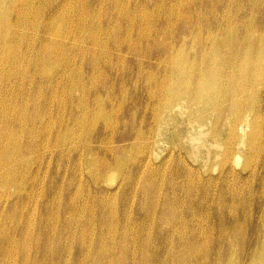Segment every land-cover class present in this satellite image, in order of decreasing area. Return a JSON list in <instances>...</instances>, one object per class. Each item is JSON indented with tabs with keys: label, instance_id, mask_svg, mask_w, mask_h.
<instances>
[{
	"label": "bare ground",
	"instance_id": "obj_1",
	"mask_svg": "<svg viewBox=\"0 0 264 264\" xmlns=\"http://www.w3.org/2000/svg\"><path fill=\"white\" fill-rule=\"evenodd\" d=\"M150 2L151 12L146 0H0V264H234L226 257L237 247L249 264H264V228L255 242L240 235L242 226L260 231L251 224L252 187L245 193L249 181L227 169L240 158L248 163L262 156L263 116L251 94L264 80V0ZM104 8L125 28L104 24ZM124 50L137 67L116 79L124 82L134 72L136 84H145L151 122L147 128L144 117L127 123L134 131L129 147L114 144L117 115L96 110L103 90L84 94L98 61L116 73L112 58ZM85 51L92 57L89 79L74 69L77 53ZM54 111L78 116L57 122L52 133ZM93 115L104 122L95 141L94 129L82 126ZM168 138L185 146L201 168L218 164L217 177L204 179L182 159L175 172L166 161L152 167V151ZM49 149L59 152L58 161L77 153L73 170L64 168L71 172L67 185L63 179L43 183L53 161L50 156L44 171ZM117 177L114 193L98 187Z\"/></svg>",
	"mask_w": 264,
	"mask_h": 264
},
{
	"label": "rangeland",
	"instance_id": "obj_2",
	"mask_svg": "<svg viewBox=\"0 0 264 264\" xmlns=\"http://www.w3.org/2000/svg\"><path fill=\"white\" fill-rule=\"evenodd\" d=\"M81 1L82 2L83 1H86L89 4H92V0H81ZM75 3H76V0H75ZM131 5L132 6H131L130 9H133L135 7V5H133V4H131ZM145 7L147 8L148 11L151 12L152 11V8H153V3L152 2L149 3V0H146ZM101 11H102L101 21L104 24L110 23L109 26H111V27H115L117 25V27L115 28L116 30L118 28H122V29L125 28L126 23H122L123 21L117 20L115 14L109 8H108V11L109 12L107 13V15L105 14V11H106L105 8L103 10H101ZM109 18H112L113 21L110 22L109 21ZM259 23L260 22L258 20L257 23H256V25H258ZM133 38H135V34H134V37ZM142 45L144 47L146 46V44H142ZM82 46H84V45H82ZM85 52H79V53H77L78 56L75 59V65H76V67L74 69L76 71H79V72L81 71V72H83L84 74L87 75L89 73V70H90V65H88V64H90L89 62H90V60H91L92 57H91L90 51H85ZM67 56L69 57L70 55H67ZM73 60H74V58H73ZM81 60H85V62H83ZM136 60H137V58L134 55L127 54L126 51L124 50V52L122 53V57L120 59L116 58L115 56L112 58V63L115 66L118 67L117 68L118 70L116 71V73H111V72H109L105 68V66L102 63V60L100 59L98 61V63H97L98 72L92 78V80H94L93 85L90 86V84H88V82H86L87 85H89V87H92L90 90H86L84 92V94H86V95H92L93 92H94V90L95 89L97 90V88H98V90H101V89L103 90L101 92V94H100L102 96V103L99 106V108H97L96 110H98V109L99 110H103L105 112V114L112 115L114 118H116L115 116L117 115V118L116 119L118 120V123L119 124H117L116 129H115V134H116V140H115V143H114L115 146L129 147L131 145L132 140H133L134 131H133V127H131L130 125L127 126V123L128 122L130 123V121H131V122H134V123H138L139 122V119H141L142 117H144L145 127L147 128V127H149L151 125V122H150V114H149L148 111L145 112V109H144V107H145V105L147 103V99H148L147 98V90H146L145 84H143L142 82L136 84L135 73L134 72L133 73L130 72L128 74L126 81L120 82V80H118L119 77L123 75V72H121V70H124L127 67L134 68V70L136 69V67H137V64H135L136 63ZM80 63H81V66L82 67L79 65ZM150 63H153V60ZM134 65H135V67H133ZM91 76H92V74L89 73V75H87L86 79H89V77L91 78ZM116 78H118V79H116ZM113 80H115V81H113ZM124 84H125V86H124ZM261 84L264 85V80L262 81V83H260V85H257V87H255L256 85H254V88H252V90H253L252 92L253 93L251 94V99H252V102H253L255 108L258 111H260L261 116H263L260 121L262 122V125H264V88H263L264 86L262 85L263 86L262 87ZM123 86L126 88V90L128 88V92L127 93H124L126 91H123L125 89ZM105 89H109L110 90V93L108 94V92H105ZM258 91H260V92H258ZM254 93H256V94H254ZM78 95H79V92H76V93L73 94V96H74L75 99L78 97ZM126 95H127V97H126ZM252 96L254 98H252ZM123 97H124V99L126 98V102H125L124 99H122ZM87 98H89V97L87 96ZM108 99H110L111 101H109ZM121 99L123 100V101H121V103L123 102L124 104L122 103V104L119 105ZM89 100L90 99H88V101ZM68 101H70V99H68ZM110 102L112 104L114 102L115 103L113 105H111ZM117 105L119 106L118 109H117ZM111 106H113V109L112 110H111V108H112ZM120 108L122 109V111H121ZM62 111H64V108H62ZM61 114H63V115H61ZM64 115H65L64 112H58V114H57V112L54 111L52 113V115H51V118H52L51 121L53 119H56V120H53L56 123L55 125H57V122L59 123L62 120H65L66 123H69L70 118H76L78 116V115L76 116V114H74L71 117H68L66 115L64 117ZM94 115L93 116H90L86 120H84L83 123H82V126L85 127L84 130H86L88 128L94 129L93 135L91 134L90 137H92L94 139V141H95L96 137L100 136L101 133L104 132V129H103L104 122L103 121H95L94 120ZM62 116H63L64 119H62ZM68 118H69V120H68ZM58 119H60V120H58ZM53 121L50 122V123H52V124H50V126H52L54 124ZM124 122H126V125L123 124ZM55 125L52 126L53 128L51 127V129H53L52 130V133L58 127V125L57 126H55ZM54 126H55V128H54ZM263 137H264V126H263L262 138ZM169 138H168L167 143L160 142V144L162 146L161 145L160 146L158 145L159 147L158 146L155 147L154 151H152L153 153H156L157 152V154H154V156H153V154L151 155V161H152L151 164H153L152 167L154 166V168L155 167L156 168H161V167H163L165 165L166 162H168L167 163L168 164V170L170 172L171 171L175 172V170H176V163L182 159L183 160V165L182 166L184 168L190 169V170H195V171H197L199 169L198 171H200V173H201L200 175L202 177H204V179L216 178L217 177V174H218V172L220 170L218 164H216V163H209L208 164L209 166H207V169L201 168L203 165H202V163H200V161L192 158L191 156H189V157L187 156L189 154L186 151L187 148L185 146L183 147V146L177 145L176 144L177 142H175L172 138L171 139H169ZM262 138H260V139H262ZM90 142H91V140H90ZM91 146H93L94 151L101 158L102 157V152H100V153L98 152L100 146L98 144H96L95 142H93ZM174 146L175 147L178 146V147L175 149ZM262 146L264 147V140L263 139L260 140V142H259V149L262 150V156H258L259 158H257L256 156H254L255 158H252V160L250 162L246 163L244 161V157H243V158H240V160H238L235 163V165L230 164V167H227V169H233L234 171L236 170L235 171L236 174H238L239 176H241L244 179H247L249 181V185H246V187H245V193H249V186H250V187H252L253 193L255 195L254 198H251V200H250V209H251V215H252V222H251V224L254 227L256 226L257 229H258V231L259 230L260 231H259V233H257V232H254V229L250 228V226L249 227H247V226H244L243 227L242 226V228L240 230V235L245 236V241H247V242L248 241L255 242L257 240H260L261 239V236H262L261 230H262V228H264L263 227V222H262V218H263V214H264V212L262 211V208L264 207V182H262V181H264V167H263V164H264V150L263 149L264 148ZM157 148L158 149L160 148L159 151H158ZM178 148L179 149L181 148L182 150H179ZM243 148L246 149V147H243ZM49 151H46L45 150V152H44V154H45L44 159H45V162H46L45 163V166L46 167H45L44 171H46L48 169V167H47L48 163L47 162H49L48 160L50 159V156L51 157L53 156L52 157L53 158V161H52V163L50 165H48L49 166V169L47 170L48 173L47 172H46L47 174L45 173L47 176L44 175V173H43L44 178H46V180H44V178H43V181H44L43 183L44 184H48L50 180H56V181L60 182V180L63 179L65 185H67L69 183V181H71V174H70L71 172H68V173L66 172L65 173L64 168H65V165H69L70 166L69 169L73 168L72 159H76L77 158V153H73V154L70 155V158L71 159H68L69 160V163L67 164V161L68 160H66V159H63V161L62 160L58 161L57 155H59V152H56L53 149H49ZM166 158H167V160H166ZM257 159L259 160V162H258ZM169 160H170V162H169ZM58 163H60V164H58ZM154 163H155V165H154ZM237 164H238V166L239 165L240 166L239 167L236 166ZM197 165H199V166H197ZM216 165H218V166H216ZM245 166H247L249 169H247V171H244L243 172V169H245L244 168ZM256 166H257V168H256ZM216 167H217V173L214 174L215 173L214 170H216L215 169ZM251 167H252V169L255 170V172H253L254 170L250 169ZM58 168H59V170H58ZM71 170H73V169H71ZM205 170H206V172H205ZM77 173L79 174V169H77ZM80 174L83 177V183L88 182L89 177H88V174L86 172L85 167L83 168V171H81ZM254 174H255V176H254ZM164 179H165L164 180V183L167 182L168 176L167 177L165 176ZM119 180H120V178L117 177L115 179V181L111 182L110 184H108L106 181L103 182V183L99 182L98 183V187H100L101 189H103L105 192L109 191L110 193H114L116 186H118V184L121 183L120 182L121 180L120 181ZM117 181H119V182H117ZM114 183H115V187H113L114 186ZM103 184H105L106 186L103 185ZM177 184H179L180 186L183 185V183L180 182V181H178ZM109 185H110V187H108ZM238 186L240 187L241 186V183L238 182L236 184L235 183L232 184V187H238ZM79 188L80 189L82 188L85 193L88 192V188H87L86 185H81V187H79ZM90 188L91 189H94V185H92L91 183H90ZM72 189L73 190H76L77 187L73 184ZM162 189H163L162 192L164 193V195L167 194V195H169L170 198H173L174 197L169 189L167 190L166 187H163ZM260 190H261V192H260ZM178 191L181 192V190H178ZM84 192H83V195H85ZM179 192H178V198H180L181 196H183V194L182 193H179ZM118 195L120 196V193H118ZM138 199H139V197H138ZM133 202L130 201V204L134 208V207L137 206L138 201L137 200L136 201L134 200ZM117 204H118V207H122L123 206L124 201H123V199L121 197H118ZM131 213L134 215L135 218H139L137 216L136 211H135V213H134V211H132ZM239 213H241V210H239ZM247 218H250V215H248ZM240 219H241V221H243L245 219L244 218V215L242 216V214H240ZM259 235H260V237H259ZM247 245H248V243H247ZM214 250L215 249L213 248V251ZM239 254H240V251H239V248L237 247L236 250H235V252H233L232 256L231 255H228L226 258L227 259L231 258V262H233L234 264H237V263L238 264H249L248 258H241V256ZM238 255L240 256L239 258H238ZM238 260H240V261L238 262Z\"/></svg>",
	"mask_w": 264,
	"mask_h": 264
}]
</instances>
